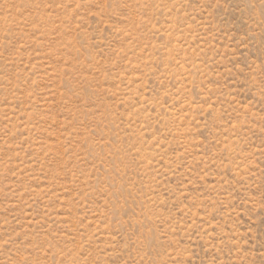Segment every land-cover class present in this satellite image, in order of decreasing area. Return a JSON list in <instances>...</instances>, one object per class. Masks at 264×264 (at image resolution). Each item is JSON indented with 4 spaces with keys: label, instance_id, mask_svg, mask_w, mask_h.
Listing matches in <instances>:
<instances>
[{
    "label": "rangeland",
    "instance_id": "1",
    "mask_svg": "<svg viewBox=\"0 0 264 264\" xmlns=\"http://www.w3.org/2000/svg\"><path fill=\"white\" fill-rule=\"evenodd\" d=\"M0 264H264V0H0Z\"/></svg>",
    "mask_w": 264,
    "mask_h": 264
}]
</instances>
